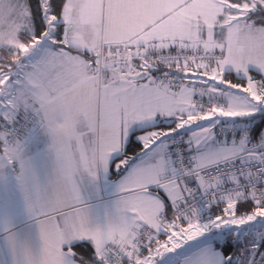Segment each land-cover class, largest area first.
I'll use <instances>...</instances> for the list:
<instances>
[{"label": "snow or ice", "instance_id": "obj_1", "mask_svg": "<svg viewBox=\"0 0 264 264\" xmlns=\"http://www.w3.org/2000/svg\"><path fill=\"white\" fill-rule=\"evenodd\" d=\"M0 264H264V0H0Z\"/></svg>", "mask_w": 264, "mask_h": 264}]
</instances>
